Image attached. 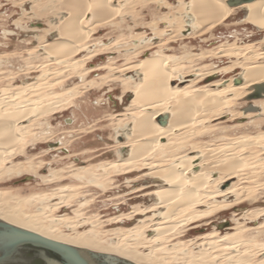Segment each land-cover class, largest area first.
<instances>
[{"label":"rangeland","instance_id":"obj_1","mask_svg":"<svg viewBox=\"0 0 264 264\" xmlns=\"http://www.w3.org/2000/svg\"><path fill=\"white\" fill-rule=\"evenodd\" d=\"M181 1L111 0L112 5L122 8L120 13L107 20L84 21L86 29L90 30L89 37L79 43L84 49L81 48L78 55L57 60L56 55L45 52L44 46L68 37L60 31L68 20L63 0H0V94L4 88L17 91L34 85L25 91L24 98L33 100L25 102L31 104L32 112L20 124L30 126L26 144L3 168L18 163L26 168L30 163L42 166L34 172H0V217L12 213L33 217L39 219L36 222L43 225L45 230L41 231L47 236L123 257L127 255L113 252L110 246L120 242L128 246V251L136 250L140 256L149 254L152 261L159 258L169 264H264V171L255 176L253 169L247 166L241 170L210 173L208 179L212 185L209 184L208 190L217 192L215 196H204L200 205L190 212L173 216L176 227L162 235L160 241L148 240L156 234V222L163 221L161 215L167 210L156 196L166 185L151 175L153 169L169 167L175 160L186 161L195 155L207 157V162H226L228 151L236 147L230 141L264 133V114L245 117L247 112H252L250 105L262 99L235 98L203 120L199 113L204 106L194 104L192 115L184 125L186 128L169 133L166 138L171 142L166 148L151 154L152 167L119 174L117 169L115 172V168L113 171L107 166L126 158L129 150L122 147V143L128 140L131 126L122 129L123 125H117L132 98V93H125L122 80H140L134 71L122 73L120 67L126 63L134 65L142 58L163 51L175 57L174 62H170L172 68L175 62L185 65L177 69L178 78L174 74L170 85L212 91L226 87L228 80L240 77L242 70L235 68L206 77L198 75L233 66L248 55L227 57L220 52L221 47L251 44L255 50L264 51V30L247 23L242 9H235L225 22L213 29L197 33L196 28L187 23L192 18L187 10H180ZM137 45L147 46L139 50ZM37 85L39 88L34 89ZM229 95L225 93L221 97L226 100ZM170 101V108L178 104L175 99ZM38 104L56 109L37 115ZM179 106L176 107L181 111L183 107ZM197 108L199 111L195 112ZM166 138L161 141L165 142ZM167 156H170L168 162L164 161ZM253 160L251 156L250 162ZM256 160L263 162L264 153ZM199 161L190 163V172L198 169L193 165ZM84 167L91 170V175H73ZM56 172L62 176L53 179ZM93 173L103 176L96 180ZM233 184L245 187L249 196L237 200L236 192L229 188ZM39 196L42 199H38ZM196 212L201 214L188 222L182 221ZM237 227L242 228L239 233ZM225 233L232 235L233 240L222 241ZM81 236L101 246L91 248L93 245L78 240ZM133 243L139 245L138 249ZM127 258L138 264H155Z\"/></svg>","mask_w":264,"mask_h":264},{"label":"bare ground","instance_id":"obj_2","mask_svg":"<svg viewBox=\"0 0 264 264\" xmlns=\"http://www.w3.org/2000/svg\"><path fill=\"white\" fill-rule=\"evenodd\" d=\"M228 1L229 0H189V1L182 0L180 5L181 8L180 10L182 9L187 10V13L192 17V18L190 17L191 19L188 20L187 23H190V27L196 28L197 33L199 31L202 32V30L204 29L207 30L213 29L219 24L225 22L231 16V14L235 9H242L243 11H245L244 19L247 21V23H251L255 25L256 28H258V30L260 31L264 30V0H252L241 3L239 5H229ZM63 4L68 11V17H67L68 20L67 22L65 21L66 22L65 26L63 27V30L60 29V31L61 32L63 31V33L65 35L67 34L68 37L67 38L64 37L63 41L56 43L51 42L44 46L45 52L49 53L50 55H56L57 60L65 59L67 57L72 56L73 54L78 55V53L82 51L81 48L83 47L79 43L82 40L87 39L90 35V30L86 29L87 26L83 24L84 21L90 22L93 21L94 18H95V22L101 20H107L111 17L118 15L120 13L119 9L122 10V8H120L118 4L112 5L111 0H63ZM180 27L181 26H179V28ZM206 31L204 30V32ZM143 39L144 37H141V40ZM146 46L147 45L144 46L137 45L136 47H138L137 49L141 50ZM220 52L227 57H235V58L240 57L243 54H245V56L246 54L248 55L246 58L244 57L245 58L244 61H236L233 64V66L231 65L229 67H221L216 71L209 70L205 72L203 70L205 73L199 74L198 76L206 77L208 75H212L220 71L230 72V71H234L235 68H240L242 70L239 73L240 77H238L239 83H235L234 80L236 78L233 77L234 80L227 79L229 83L226 87L215 88L212 91L205 89H203L204 91L197 89L196 91H193L190 90V87L176 88V85L175 86L170 85V82L174 80L172 77H174L176 75V72H178V70L184 67L185 65L180 66L182 62L181 64L180 62H175V64L173 63L175 68H172L170 66V62L171 61L174 62L173 59H175V57H172L171 54H166L163 51L162 52L157 51L156 54H152L150 56L142 58L134 65H129L126 63L127 65L125 64L124 67L119 68L122 73H126V71L127 72L134 71L136 75L140 77V80L136 82L135 81L132 82L131 79L122 80L124 91H126L125 93L127 92L132 93V98L130 105L126 107V113H124L123 115L120 114V116L122 115L124 116V118L123 117L121 119L119 118L120 120L118 121L117 125L118 126L123 125L124 127L122 129L124 128L128 129L129 126H131L130 129H128L131 130L128 133L129 134L128 140L125 143H122V147H129V150L127 152L126 158L120 159L119 161L116 162H110L108 163L107 166L110 165L112 169L115 168V172L117 169L119 171V174H129L133 170L139 169L141 167L142 168L152 167V163L149 161V159L152 158L150 157L151 154L153 152L155 153V151H159V152L163 151V149L166 148V146L169 144L170 141L169 139L166 138L168 137L169 133L178 131L183 127L186 128V126L184 125L189 121L188 119L192 115L191 106H193L194 104L196 105L197 103H200L204 106L203 109L200 110L201 112L199 113L200 118L203 120L205 118L211 117V114L215 110H217V108L225 104H228V101L232 102V100H234L235 98H241L247 96L249 93L252 92V86L254 84L264 82V61H260L261 58H264V51L255 50L254 47L251 46V44H246L244 46H237V47H235L234 45H230L228 47L223 46L220 48ZM115 69H117L116 66L113 67L114 71ZM176 76L178 78V75ZM179 78H181V76H179ZM220 83L217 84L213 83V85L217 86ZM33 87L34 85H31L26 88L19 89L17 91H13L10 88H4L2 89L3 91L2 95L0 94V172L5 171V173L7 174L19 173L23 171L34 172V170H36L37 167L39 168L41 166V164L34 165L30 163L26 168L25 167L26 165L24 166L23 163H18L3 168L4 163L8 162L12 157H14L18 149L26 144L25 143L26 135L29 133L27 132V129H30V126L20 125V124L25 122L32 112L31 107H29L31 104L28 103L25 104V102H29L33 100L32 99L25 100L24 98H25V91L31 90ZM37 87L39 88V86L37 85L35 86L34 89H36ZM225 93L230 94L229 96H227L226 100H224L225 98L223 99L221 97V95ZM172 99L178 101V104L176 106L180 105L181 107H183L181 111L176 106L175 107L172 106L170 108L169 102L171 103L170 100ZM258 99L259 100L262 99L260 103L254 104V106L258 107L257 110L258 112L257 111L247 112L245 114V117L248 115L254 116L258 114L259 115L264 114V98H258ZM251 101H257V100L253 99ZM37 107H38L37 115H41L51 111L53 112L56 109L55 106H51L50 108H44L45 106L41 107L39 104L37 105ZM197 111H199L198 108L195 112ZM162 116H167V121L166 124L164 125L160 124L158 120ZM125 118L128 121H126ZM200 118L197 120H200ZM163 138H166L165 142L161 141V139ZM230 143L232 146L234 145V147L236 145V147L230 149L229 151L227 150L230 153H229V157H227V161L224 163H222L223 161L219 163L218 160L207 162V157L200 158L201 155L200 156L195 155L192 157L190 156V158H188L186 161L185 160L180 161L182 159L175 160L174 163H172L169 167H160L153 169L151 175L154 174L156 177L160 178V181H162L163 184L166 185V187L164 188L161 187L162 189L156 192L157 193L156 196L158 195L157 198H160V204L167 207V210L165 214L163 213V215H161L163 217V221L156 222L157 225V227L155 228L156 234L148 238L149 241L150 240L160 241L159 238L162 235H164L167 232H170L176 227L177 225L175 220L176 218H173V216L175 217L180 214H184V212L187 211L190 212L192 208L194 209L195 206L200 205L201 203L200 200L204 196H211V195H213L212 197L215 196L214 194L217 192L215 191L210 192V190H208L209 186L212 185L209 183L208 175L214 172L215 170L225 171V170H230V169L232 170L237 168L241 170V168L247 166L248 168L253 169L255 176H259L263 173L264 161L258 163L256 158L260 156L262 153H264V133L257 134L256 136H243V137L241 136V138L235 140V142L230 141ZM173 144L174 142L172 141V145ZM53 148L56 149L59 148V146ZM154 155L156 156V154ZM164 155L166 156V154H163V156ZM251 156H253L254 160L250 162ZM167 157L168 159H164V161L169 160L170 156ZM159 159H163V158H159ZM196 159H200V161L195 163L193 167H198V169L190 172V167H192L190 163ZM105 169H109V168L105 167ZM73 175L86 177V175H91V170L88 167H84L82 168L81 171ZM53 176H54L53 179H55L57 177H61L62 175L60 172H56L53 174ZM102 176L103 174L102 175L100 174V176L97 173L92 174V177L96 180H99V178ZM232 177L233 175L230 176L228 179ZM229 188L232 189V191L236 192L235 198L237 200H241L249 196V193L246 192L245 187L238 188L236 184H233ZM37 198L42 199L40 196ZM234 206L235 205H233L232 207ZM200 214L199 212H196V214L192 213V215L190 214L186 216L188 218L182 219V221L188 222L194 219L195 217L199 216ZM244 217H246V213H244ZM0 219H3L14 225L35 231L51 239L62 241L45 235V233L41 231V230H45L43 225H41L39 222H36L39 221V219H34L33 217H29V216L24 218L20 216V213H12L9 214L8 216L3 215L0 217ZM138 228L140 229V227ZM237 230H238L237 232L239 233L242 230V228L237 227ZM129 231L132 230L129 229ZM121 235H123L122 232ZM232 237H233L232 235L226 234L222 236L221 240L230 241L233 240ZM139 239L140 238H138V241ZM78 240L81 241L83 244L93 245L90 247L94 249H98L97 247L101 246L100 243H95V241L93 242L92 240H90L88 237L85 236H81L80 238H78ZM138 241L136 244L139 243ZM119 243L120 242H117V245L115 244L111 245L110 248L113 252H117V253L121 252L126 254L127 255L126 257H123L121 255L119 256L118 254H114L108 251H99V250L96 251L90 248H82V247L80 248L87 249V251L89 252L95 251L99 253L114 255L116 257L129 260L133 263L135 262L127 258L128 256L130 258L134 257V258L142 259L145 260L146 262H151V263L154 262L155 264H169V262H166L162 259L159 260V258L156 259L154 258L152 261V259L148 256L149 254L148 255L145 254L143 256L137 255L135 249L139 245H135L133 243L136 246V248L135 246L133 248V250L135 251H128L127 250L128 246L125 247V245L123 244L120 245ZM238 245H240V243ZM262 250L264 252V244H262Z\"/></svg>","mask_w":264,"mask_h":264},{"label":"water","instance_id":"obj_3","mask_svg":"<svg viewBox=\"0 0 264 264\" xmlns=\"http://www.w3.org/2000/svg\"><path fill=\"white\" fill-rule=\"evenodd\" d=\"M252 0H229V5H239ZM239 83V79L234 80ZM264 98V82L254 84L247 100ZM251 111L258 107L250 105ZM159 123L164 125L167 116ZM0 264H136L114 255L87 251L80 247L54 240L35 231L0 219Z\"/></svg>","mask_w":264,"mask_h":264}]
</instances>
